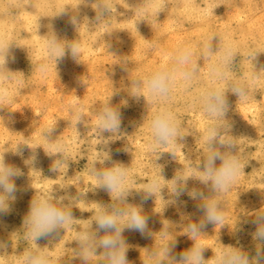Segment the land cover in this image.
Listing matches in <instances>:
<instances>
[{"label":"rangeland","instance_id":"obj_1","mask_svg":"<svg viewBox=\"0 0 264 264\" xmlns=\"http://www.w3.org/2000/svg\"><path fill=\"white\" fill-rule=\"evenodd\" d=\"M25 3L0 0V23L6 19L4 29H0V40L10 43L14 54L16 52V62L10 63L5 69L6 72L10 71L13 78L0 81V86L11 93L10 98L0 103V153L3 151L6 158L11 157L9 161L6 159L7 163L20 168L24 173L21 179L15 180L18 192L13 211L0 217V239L9 245L8 255L0 256V264H21L23 252L32 245L31 238L26 235L24 218L31 201L48 194L57 199L65 197L62 204L57 206L67 208L72 213V220L59 230V235L38 241L46 251L62 256V264H81L79 258H74L73 249L78 248L76 237L88 226L89 230L95 229L97 204L105 207L115 204L124 208L129 205L137 208L140 206L138 209L141 215L149 218L145 235L128 230L123 233L128 246L127 258L131 264H143L147 250L159 248L164 241L178 242L173 255L192 247L194 242L186 229L190 223L199 224L204 219L203 212L196 207L204 201L193 200L187 192L177 201L171 192V183L177 176L183 179L190 175V167L195 168L197 162L202 161L206 155L203 133L208 118L198 102L200 90L212 83L207 71L209 61H199L200 66L204 64V67L198 80L187 89L178 81L173 88V96L167 101V105L183 124L182 132L186 134L182 142L185 145L181 149L183 154L177 148L175 159L167 152L158 159L157 153L149 147L150 121L160 104L149 103L142 97L137 101L130 97L128 86L129 80L136 76L147 77L161 65L170 66L178 46H190L199 54L205 42L213 35H218L213 39L214 50L220 41L221 44L231 43L237 54L234 67L227 70V80L242 81L247 85V95L243 99L230 90L225 92L230 104L225 120L232 126L228 135L234 139L237 146L234 154L239 157L244 169L232 185L230 193H213L194 176L188 177L187 188L189 191H202L206 197L222 200L223 224H208L201 237L208 247L204 253L206 260L211 259L215 250L223 245H243L245 251L254 254L255 242L250 233L255 230V226L250 221L255 219L258 212H264V71H260L264 68V0H167V9L160 13L157 7L159 0H79L62 6L52 0L43 5L42 12L49 10L51 15L47 18L49 23L46 21L48 26L42 28L41 35L44 38L41 36L43 39L39 41L32 40L31 34L36 33L37 29L30 5L28 3L25 6ZM59 7L62 9L59 10ZM102 8L106 10L102 12ZM63 9H67V14L61 16L60 11ZM71 16L77 19L76 26L70 23L73 18ZM53 37L65 51L61 62L54 56L46 55L44 44ZM72 45H79V54L75 60L71 56ZM258 51L256 61H252L250 56ZM217 56L212 58L213 62ZM44 63L47 71L41 72L40 65ZM107 100L110 106L119 108L123 117L119 139L108 132L97 135L96 113ZM123 100L127 104H122ZM78 112L83 114L76 121ZM51 124L53 128L49 132L48 125ZM18 143L24 148L23 156L13 154ZM57 146L65 150L54 151ZM106 153L110 160L105 159ZM33 155H36V164L25 163ZM100 159L105 160L104 164L99 163ZM58 161L60 166L55 167ZM93 163L97 169L119 165L130 170V194L126 202L114 200L109 192L96 187L95 179L89 175ZM153 178L158 179L161 191L142 204L141 197L146 195V186ZM96 259L92 257L91 264H95Z\"/></svg>","mask_w":264,"mask_h":264},{"label":"clouds","instance_id":"obj_2","mask_svg":"<svg viewBox=\"0 0 264 264\" xmlns=\"http://www.w3.org/2000/svg\"><path fill=\"white\" fill-rule=\"evenodd\" d=\"M28 5L26 0L25 6ZM99 7V5H98ZM158 13L167 9V0H159L157 5ZM102 8L101 11H105ZM157 13V15H158ZM64 9L60 15H66ZM73 26L77 25V19L72 18L70 22ZM213 35L204 44L203 50L197 54L192 47L187 45L178 46L171 65H161L157 70L147 77L136 76L129 80L128 93L137 101L142 97L149 102H158L160 106L153 112L150 121L149 147L151 151L157 153V158L164 152L170 153L172 159L176 158V149L185 146L182 143L186 134L182 132V124L177 119L174 112L167 105V101L172 95L176 83L179 81L187 89L196 82L204 67L199 61H209L207 66L208 74L212 80L209 86L200 92V103L202 111L208 118L207 125L203 133L204 151L202 161H198L195 168L190 167L191 174L181 179L177 176L171 183V192L179 201L185 192L193 199H202L204 202L196 207L204 214V219L196 223H190L186 232L194 242L192 247L178 255H173V249L177 247L175 240L164 241L159 248L149 249L146 252L143 264H264V212H258L255 219L251 220L255 230L250 233L251 239L255 242L254 254L245 251L243 245L233 247L223 245L217 248L211 259H205V246L201 237L203 230L208 224H223L224 213L222 211L221 198L206 197L204 192L187 188L189 176H194L199 182L208 187L213 193L224 194L231 190L238 175L243 171L239 157L234 154L236 144L232 136L228 135L231 124L225 120L229 111L230 104L225 97V92L230 90L239 98L247 95V85L245 82H232L227 80V70L234 67L237 57L235 48L231 43L221 44L214 50ZM46 55L55 57L58 62L63 61L65 51L56 38L46 40ZM79 54V45L71 46V56L73 60ZM218 54V56H217ZM259 52L250 56L252 61H256ZM217 56L216 61L212 58ZM16 60L12 45L0 40V81L12 79V75L5 69L10 63ZM40 71L46 72L47 65L41 64ZM260 71H264L262 68ZM221 83H217V82ZM5 98H10L8 90L0 86V103ZM110 99V98H109ZM127 104L126 100L121 101ZM82 118L81 113H77L76 119ZM122 114L118 107H112L107 100L102 109L96 113L97 135L108 132L113 133L115 139L122 135ZM53 125H49L48 131L51 132ZM161 149H165L161 151ZM224 149V151H221ZM62 146H57L54 151L63 152ZM128 151V149H123ZM117 151H120L119 149ZM24 148L18 143L14 149V155L23 156ZM182 153V151H181ZM183 154V153H182ZM105 159H111L105 154ZM36 155L30 158L33 165ZM219 161V166H217ZM105 160L100 159L99 163L104 164ZM58 161L55 167H59ZM55 168L53 169V171ZM22 170L14 165L7 163L5 152L0 153V217L11 214L17 200L16 193L18 187L15 180L23 176ZM89 175L96 181V187L109 192L114 200L125 202L129 193V170L114 165L110 168L97 169L95 163L89 170ZM147 193L141 197L143 204L154 194L161 191V185L157 178L146 186ZM65 197L58 199L52 194L41 196L31 201L27 215L23 224L26 235L31 238L32 245L25 250L22 255L21 264H62V256L54 255L41 247L38 243L41 239H49L59 235V230L64 228L72 220V213L67 208L57 206L62 204ZM56 201L55 203L53 201ZM95 229L78 233L76 242L77 249H73L74 258H79L81 264H91V258L96 257L95 264H131L127 258L128 246L123 233L136 231L145 235L148 217L141 215L140 209L129 205L127 208L118 207L115 204L110 207L97 204L95 208ZM105 233L100 235V233ZM8 242L0 239V256L6 257Z\"/></svg>","mask_w":264,"mask_h":264},{"label":"bare ground","instance_id":"obj_3","mask_svg":"<svg viewBox=\"0 0 264 264\" xmlns=\"http://www.w3.org/2000/svg\"><path fill=\"white\" fill-rule=\"evenodd\" d=\"M20 3H22V2H24V1H26V0H18ZM55 2H56V4H58V5H60V6H62V5H64L65 3L68 5V3H71V4H73L74 2L76 3L77 1H79V0H54ZM115 1V0H114ZM122 1V0H121ZM220 1V0H219ZM255 1V0H254ZM49 2H52V0H28V3H29V5H30V8H31V10H32V14H33V23H34V26H35V28L37 29V32L36 33H34V34H31L32 36L31 37H33L32 38V40H40V38H41V36L43 35H41V32H42V28H46V23L48 22V19H49V15H51V13L50 12H42V9L44 8L43 7V5H46V3H49ZM86 2V1H85ZM217 2V1H216ZM222 2V1H221ZM248 2V1H247ZM45 3V4H44ZM110 3V2H109ZM126 3V2H125ZM249 3V2H248ZM247 3V4H248ZM70 4V5H71ZM91 4V3H90ZM155 4V3H154ZM168 4V3H167ZM217 4H219V3H217ZM10 5V4H9ZM55 5V4H54ZM185 5V4H184ZM73 6V5H72ZM254 6H255V4H254ZM71 7V6H70ZM125 7V6H124ZM151 7V6H150ZM188 7V6H187ZM60 8L62 9V7H59V10H60ZM69 8V7H68ZM185 8V7H184ZM234 8V7H233ZM242 8V7H241ZM17 9V8H16ZM47 9V8H46ZM56 9H57V7H56ZM206 9V8H205ZM209 9V8H208ZM44 10V9H43ZM58 10V11H59ZM149 10V9H148ZM157 10V9H156ZM193 10V9H192ZM207 10V9H206ZM22 11V10H21ZM57 11V10H56ZM66 11H67V9H66ZM65 11V12H66ZM77 11H78V8H77ZM93 11V10H92ZM138 11V10H137ZM136 11V12H137ZM150 11V10H149ZM230 11V10H229ZM27 12V11H26ZM61 12V11H60ZM127 12V11H126ZM153 12V11H152ZM204 12V11H203ZM233 12V11H232ZM237 12V11H236ZM242 12V11H241ZM19 13V12H18ZM23 13V12H22ZM188 13V12H187ZM201 13V12H200ZM212 13V12H211ZM244 13V12H243ZM246 13V12H245ZM24 14V13H23ZM56 14V13H55ZM157 14V13H156ZM189 14V13H188ZM210 14V13H209ZM227 14V13H226ZM120 15V14H119ZM134 15V14H133ZM186 15V14H185ZM245 15V14H244ZM243 15V16H244ZM54 16V15H53ZM59 16V15H58ZM86 16V15H85ZM85 16H84V18H85ZM123 16V15H122ZM149 16V15H148ZM52 17V16H51ZM71 17H73V16H71ZM83 17V16H82ZM138 17V16H137ZM236 17V16H235ZM240 17V16H239ZM1 18V17H0ZM4 18V17H3ZM48 18V19H47ZM150 18V17H149ZM47 19V20H46ZM79 19H81V17L79 18ZM241 19V18H240ZM4 19H2V21H3ZM9 20V19H8ZM169 20V19H168ZM199 20V19H198ZM23 21H25V20H23ZM47 21V22H46ZM157 21V20H156ZM167 21V20H166ZM170 21V20H169ZM181 21V20H180ZM185 21V20H184ZM168 22V21H167ZM228 22V21H227ZM230 22V21H229ZM249 22V21H248ZM5 23H6V19L4 20V22H2V23H0V29L3 27V26H5ZM49 23V22H48ZM53 23H55V22H53ZM129 24H130V22H129ZM128 24V25H129ZM163 24V23H162ZM246 24V23H245ZM29 25H30V23H29ZM127 25V24H126ZM17 26V25H16ZM48 26V25H47ZM52 26V25H51ZM161 26H163V25H161ZM166 26V25H165ZM252 26H254V25H252ZM8 27V26H7ZM96 27V26H95ZM127 27V26H126ZM168 27V26H167ZM178 27V26H177ZM205 27V26H204ZM165 28V27H164ZM195 28V27H194ZM4 29V27L2 28V30ZM14 29H15V27H14ZM73 29V28H72ZM146 29V28H145ZM200 29V28H199ZM224 29V28H223ZM222 29V30H223ZM2 30H0V31H2ZM32 30V29H31ZM57 30V29H56ZM171 30V29H170ZM198 30V29H197ZM261 30V29H260ZM111 31V30H110ZM118 31V30H117ZM129 31H131V30H129ZM165 31V30H164ZM178 31V30H177ZM252 31V30H251ZM8 32V31H7ZM81 32V31H80ZM125 32V31H124ZM184 32H185V30H184ZM193 32V31H192ZM195 32V31H194ZM45 33H47V32H45ZM61 33V32H60ZM114 33V32H113ZM160 33V32H159ZM222 33V32H221ZM2 34V33H1ZM48 34V33H47ZM54 34V33H53ZM158 34V33H157ZM196 34V33H195ZM20 35V34H19ZM44 35H46V34H44ZM63 35V34H62ZM87 35V34H86ZM96 35V34H95ZM119 35V34H118ZM125 35V34H124ZM127 35V34H126ZM159 35V34H158ZM170 35V34H169ZM178 35V34H177ZM177 35L175 36L176 38H177ZM2 36V35H1ZM11 36V35H10ZM58 36V35H57ZM64 36V35H63ZM134 36V35H133ZM171 37H172V35H170ZM184 36H186V35H184ZM218 36V35H217ZM43 38H44V36H42ZM59 37V36H58ZM117 37V36H116ZM127 37V36H126ZM262 37V36H261ZM9 38V37H8ZM43 38H41V39H43ZM49 38V37H48ZM199 38V37H198ZM14 39V38H13ZM115 39V38H114ZM133 39V38H132ZM229 39V38H228ZM5 40V39H4ZM22 40H23V38H22ZM31 40V41H32ZM97 40V39H96ZM238 40V39H237ZM21 41V40H20ZM60 41V40H59ZM118 41V40H117ZM122 41V40H121ZM120 41V42H121ZM129 41V40H128ZM171 41V40H170ZM201 41V40H200ZM236 41V40H235ZM234 41V42H235ZM251 41V40H250ZM37 42V41H36ZM61 42V41H60ZM102 42V41H101ZM217 42V41H216ZM224 42V41H223ZM227 42V41H226ZM229 42V41H228ZM262 42H264V41H262ZM29 43H30V41H29ZM34 42H32L31 44H33ZM45 43V42H44ZM95 43V42H94ZM93 43V44H94ZM115 43V42H114ZM126 42H124V44H125ZM218 43V42H217ZM59 44V43H58ZM215 44V43H214ZM38 45H39V43H38ZM45 45V44H44ZM64 45V44H63ZM87 45V44H86ZM132 45H133V43H132ZM85 49V48H84ZM106 49V48H105ZM261 49H262V46H261ZM42 50V49H41ZM40 50V51H41ZM128 50V49H127ZM44 51V50H43ZM111 51H113V50H111ZM132 51V50H131ZM130 52V51H129ZM259 52V51H258ZM87 53V52H86ZM117 53V52H116ZM15 54H16V52H15ZM91 54V53H90ZM109 54V53H108ZM111 54V53H110ZM43 55V54H42ZM172 55V54H171ZM16 56V55H15ZM85 56V55H84ZM260 56V55H259ZM44 57H46V56H44ZM43 57V58H44ZM36 58H38V57H36ZM103 58V57H102ZM132 58V57H131ZM136 58V57H135ZM91 59V58H90ZM49 60V59H48ZM72 61V60H71ZM134 61H136V60H134ZM15 62H16V60H15ZM30 62V61H29ZM52 63H53V61H52ZM98 63V62H97ZM45 64V63H44ZM100 64H101V62H100ZM251 64V63H250ZM18 65V64H17ZM53 65V64H52ZM204 65V64H203ZM202 65V66H203ZM146 66V65H145ZM207 66V65H206ZM246 66V65H245ZM11 67V66H10ZM89 67H90V65H89ZM256 67V66H255ZM260 67V66H259ZM51 68V67H50ZM64 68V67H63ZM132 68V67H131ZM135 68H136V66H135ZM250 68V67H249ZM38 69V68H37ZM141 69V68H140ZM248 69V68H247ZM16 70V69H15ZM14 70V71H15ZM50 70V69H49ZM81 70V69H80ZM100 70V69H99ZM103 70V69H102ZM145 70V69H144ZM260 70V69H259ZM142 71V70H141ZM51 72V71H50ZM96 72V71H95ZM128 72V71H127ZM145 72V71H144ZM151 72V71H150ZM259 72V71H258ZM48 73V72H47ZM73 73V72H72ZM99 73V72H98ZM130 73V72H129ZM205 73V72H204ZM207 73V72H206ZM11 74V73H10ZM75 74V73H74ZM87 74V73H86ZM245 74V73H244ZM95 75V74H94ZM100 75H101V73H100ZM143 75V74H142ZM247 75V74H246ZM37 76V75H36ZM107 76V75H106ZM111 76V75H110ZM201 76V75H200ZM43 77V76H42ZM45 77V76H44ZM104 78H105V76H103ZM117 77V76H116ZM141 77V76H140ZM144 77V76H143ZM26 78V77H25ZM228 78V77H227ZM45 79V78H44ZM245 79V78H244ZM259 79V78H258ZM37 80V79H36ZM57 80V79H56ZM119 80V79H118ZM124 80V79H123ZM131 80V79H130ZM203 80H205V79H203ZM232 80V79H231ZM16 81V80H15ZM261 81V80H260ZM39 82V81H38ZM110 82V81H109ZM205 82V81H204ZM106 83V82H105ZM205 83H208V82H205ZM12 84V83H11ZM14 86V85H13ZM108 86V85H107ZM111 86V85H110ZM203 86V85H202ZM32 87V86H31ZM21 88V87H20ZM73 88V87H72ZM104 88V87H103ZM177 88V87H176ZM251 88V87H250ZM15 89V88H14ZM33 89V88H32ZM111 89V88H110ZM192 89V88H191ZM178 90V89H177ZM197 90V89H196ZM14 91V90H13ZM201 91V90H200ZM177 92V91H176ZM180 92V91H179ZM182 92V91H181ZM105 93H107V91L105 92ZM185 93H187V92H185ZM11 94V93H10ZM69 94V93H68ZM71 94V93H70ZM108 94H110V93H108ZM66 95V94H65ZM234 95V94H233ZM99 96H100V94H99ZM173 96V95H172ZM182 96V95H181ZM194 96V95H193ZM192 96V97H193ZM108 97V96H107ZM127 97V96H126ZM131 97V96H130ZM188 97H190V96H188ZM98 98V97H97ZM174 98V97H173ZM178 98V97H177ZM184 98V97H183ZM115 99V98H114ZM243 99V98H242ZM102 100V99H101ZM181 101H182V99H181ZM142 102V101H141ZM24 103V102H23ZM102 104H103V102H101ZM113 103V102H112ZM140 103V102H139ZM150 103V102H149ZM183 103V102H182ZM199 104H200V101L198 102ZM28 104V103H27ZM153 104V103H152ZM168 104V103H167ZM2 105V104H1ZM16 105V104H15ZM30 105V104H29ZM70 105V104H69ZM73 105V104H72ZM102 106V105H101ZM130 106V105H129ZM193 106V105H192ZM25 107V106H24ZM1 108V107H0ZM34 108V107H33ZM66 108V107H65ZM136 108V107H135ZM179 108V107H178ZM81 109V108H80ZM129 109H130V107H129ZM132 109V108H131ZM137 109V108H136ZM147 109V108H146ZM180 109V108H179ZM27 110V109H26ZM62 110V109H61ZM152 110V109H151ZM151 110H150V112H151ZM181 110V109H180ZM29 111V110H28ZM155 111V110H154ZM191 111V110H190ZM5 112V111H4ZM34 112V111H33ZM149 112V111H148ZM147 112V113H148ZM178 112V111H177ZM201 112V111H200ZM3 113V112H2ZM11 113V112H10ZM24 113V112H23ZM67 113V112H66ZM146 113V114H147ZM179 113V112H178ZM83 114V113H82ZM86 114V113H85ZM136 114V113H135ZM201 114V113H200ZM7 115V114H6ZM25 115V114H24ZM30 115V114H29ZM59 115V114H58ZM153 115V114H152ZM196 115V114H195ZM5 116V115H4ZM18 116H20V115H18ZM14 117V116H13ZM63 117V116H62ZM71 117V116H70ZM30 118V117H29ZM72 118H74V117H72ZM23 119V118H22ZM43 119V118H42ZM199 120V119H198ZM69 121V120H68ZM71 121V120H70ZM77 121V120H76ZM1 122V121H0ZM15 122V121H14ZM203 122V121H202ZM59 123V122H58ZM146 123V122H145ZM181 123V122H180ZM206 123V122H205ZM38 124V123H37ZM182 124V123H181ZM80 125V124H79ZM149 125V124H148ZM239 125V124H238ZM49 126V125H48ZM81 126V125H80ZM182 126H183V124H182ZM88 127V126H87ZM144 127V126H143ZM15 128V127H14ZM145 128V127H144ZM184 128H186V127H184ZM184 128H183V130H184ZM201 128V127H200ZM4 129V128H3ZM23 129V128H22ZM26 129V128H25ZM202 129V128H201ZM17 130H18V128H17ZM54 130V129H53ZM74 130V129H73ZM186 130V129H185ZM4 131H6V130H4ZM21 131V130H20ZM139 131V130H138ZM201 131V130H200ZM257 131V130H256ZM56 133V132H55ZM136 133V132H135ZM17 134V133H16ZM35 134V133H34ZM75 134V133H74ZM5 135H6V133H5ZM11 135V134H10ZM18 135V134H17ZM70 135V134H69ZM3 136V135H2ZM40 137V136H39ZM44 137V136H43ZM70 137V136H69ZM200 137H198V139H199ZM6 139H8L7 137H6ZM14 139V138H13ZM38 139V138H37ZM56 139V138H55ZM64 139V138H63ZM130 139V138H129ZM62 140V139H61ZM65 140V139H64ZM11 141V140H10ZM188 141V140H187ZM16 142V141H15ZM58 142V141H57ZM65 142V141H64ZM66 142H68V141H66ZM21 143V142H20ZM5 144V143H4ZM51 145V144H50ZM139 146V145H138ZM50 147V146H49ZM45 148V147H44ZM9 149H11V148H9ZM185 149V148H184ZM133 150H134V148H133ZM8 151V150H7ZM31 151V150H30ZM141 151V150H140ZM1 152H3V151H1ZM10 152V151H9ZM13 152V151H12ZM12 152H11V154H12ZM36 152V151H35ZM52 152V151H51ZM50 152V153H51ZM142 152V151H141ZM237 152V151H236ZM259 152V151H258ZM137 153V152H136ZM188 153V152H187ZM189 154V153H188ZM9 155V154H8ZM148 156H149V154H148ZM152 157V156H151ZM11 157H9V159H10ZM6 159H8V157L6 158ZM9 159H8V161H9ZM182 159V158H181ZM49 160V159H48ZM128 160V159H127ZM126 161V160H125ZM15 162V161H14ZM130 162V161H129ZM133 162V161H132ZM152 163V162H151ZM36 164V163H35ZM154 164H156V163H154ZM20 165V164H19ZM32 165V164H31ZM167 165V164H166ZM187 165V164H186ZM96 166V165H95ZM154 166V165H153ZM177 166H178V164H177ZM155 167V166H154ZM176 167V166H175ZM51 168V167H50ZM135 169H137L136 167H134ZM35 169H37V168H35ZM131 169V168H130ZM167 169V168H166ZM175 169V168H174ZM181 170V169H180ZM30 171V170H29ZM130 171V170H129ZM175 172V171H174ZM26 173H28V172H26ZM34 174V173H33ZM157 174V173H156ZM155 174V175H156ZM176 174V173H175ZM185 174V173H184ZM28 175V174H27ZM85 175H87V174H85ZM160 175V174H159ZM35 176V175H34ZM155 177V176H154ZM29 178H30V176H29ZM21 179V178H20ZM91 179V178H90ZM162 179V178H161ZM49 180V179H48ZM18 181V180H17ZM53 181V180H52ZM92 181H93V178H92ZM23 182V181H22ZM56 182V181H55ZM151 182V181H150ZM62 183V182H61ZM47 184V183H46ZM25 185V184H24ZM140 185V184H139ZM49 186V185H48ZM22 187V186H21ZM73 187V186H72ZM76 187V186H75ZM134 187V186H133ZM29 188V187H28ZM195 188V187H194ZM233 188V187H232ZM67 190V189H66ZM65 190V191H66ZM58 191V190H57ZM64 191V190H63ZM102 191V190H101ZM56 192V191H55ZM93 192V191H92ZM143 192V191H142ZM86 193V192H85ZM103 193V192H102ZM230 193V192H229ZM57 194V193H56ZM110 194V193H109ZM257 194H258V192H257ZM256 194V195H257ZM84 195V194H83ZM58 196V195H57ZM86 196V195H85ZM227 196V195H226ZM235 196V195H234ZM73 198V197H72ZM70 199H71V197H70ZM83 199V198H82ZM259 199V198H258ZM74 200V199H73ZM139 200V199H138ZM69 201V200H68ZM157 201V200H156ZM170 201V200H169ZM19 202V201H18ZM71 202V201H70ZM126 202V201H125ZM128 202V201H127ZM159 202V201H158ZM234 202V201H233ZM246 202V201H245ZM261 202V201H260ZM124 203V202H123ZM230 203V202H229ZM251 203V202H250ZM71 204V203H70ZM136 204V203H135ZM139 204V203H138ZM248 204V203H247ZM94 205V204H93ZM154 205V204H153ZM170 205V204H169ZM231 205V204H230ZM81 206V205H80ZM243 206V205H242ZM249 206V205H248ZM26 207V206H25ZM68 207H69V205H68ZM143 207V206H142ZM138 208H141L140 206L138 207ZM168 209V208H167ZM81 211V210H80ZM147 211V210H146ZM159 211V210H158ZM161 211V210H160ZM25 212V211H24ZM23 212V213H24ZM256 212V211H255ZM22 213V214H23ZM21 214V213H20ZM144 215V214H143ZM147 215V214H146ZM157 216V215H156ZM168 217V216H167ZM158 218V217H157ZM165 218H166V216H165ZM6 219V218H5ZM14 219V218H13ZM86 219H87V217H86ZM85 219V220H86ZM91 219V218H90ZM4 221V220H3ZM2 221V222H3ZM158 221V220H157ZM22 224V223H21ZM82 224V223H81ZM13 225V224H12ZM83 226V225H82ZM85 227V226H84ZM10 231V230H9ZM231 231V230H230ZM66 232V231H65ZM233 232V231H232ZM235 232V231H234ZM7 233V232H6ZM62 234V233H61ZM1 236V235H0ZM234 236V235H233ZM60 237V236H59ZM125 238V237H124ZM153 238V237H152ZM68 242V241H67ZM48 243V242H47ZM63 244V243H62ZM55 245V244H54ZM59 245V244H58ZM68 247H70V246H68ZM253 248V247H252ZM61 249V248H60ZM213 249H214V247H213ZM64 250V249H63ZM65 252V251H64ZM211 252V251H210ZM210 252L208 253V255L210 254ZM12 253V252H11ZM60 254V253H59ZM10 255V254H9ZM17 258V257H16ZM210 258V257H209ZM7 260V259H6ZM0 263H1V261H0ZM4 263V262H3ZM17 263H19V262H17ZM79 263V262H78ZM10 264V263H9ZM20 264V263H19Z\"/></svg>","mask_w":264,"mask_h":264}]
</instances>
